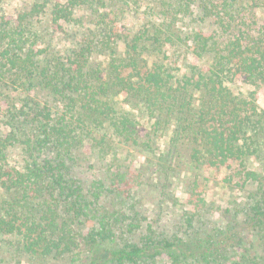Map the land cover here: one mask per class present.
Masks as SVG:
<instances>
[{"label":"trees","instance_id":"1","mask_svg":"<svg viewBox=\"0 0 264 264\" xmlns=\"http://www.w3.org/2000/svg\"><path fill=\"white\" fill-rule=\"evenodd\" d=\"M242 1L152 0L168 7L169 12L185 15L197 3L214 28L207 32L191 29L185 36L171 31V22L151 30L144 28L140 35L122 41L123 55L111 48L110 77L100 83L89 79L85 68L97 46H119L123 38L117 26L104 22L98 39L81 43L84 53L73 49L75 53L71 51L67 58H48L46 50L36 48L34 43L36 29L47 19L53 29H61L63 23L80 24L81 17L75 10L87 0H36L15 20L2 16L0 118L12 131L4 132L0 124V240L21 235L23 249L32 255L70 252L76 237L67 220L92 215L98 218L99 227L88 233V264H154L163 251L169 264H264V149L262 165L251 166L250 158L258 149L246 140L254 127L260 133L264 131V108L259 109L256 103L257 91L264 89V22L258 21L256 9H264V0ZM159 32L173 36L161 37ZM169 44L189 46L190 52L208 63L194 68V76L186 80L201 89L204 98L193 118L196 145L190 160L209 170L229 169L232 173L228 179L237 178L240 185L258 184L234 225L215 233L194 232L188 238L174 239L147 235L140 241L104 248L103 242L113 235L108 226L110 218L99 207L105 183L100 178L93 185L86 184L77 161L78 149L85 129L92 126L91 118L109 120L113 133L136 141L133 120L112 103L111 92L138 95L147 106L163 109L172 97L169 89L173 74L166 67L169 55L164 48ZM79 46L77 43L76 48ZM7 75L14 77L13 83L39 80L63 98V112L57 114L28 96L20 106L19 101L3 100L5 85L1 81ZM235 78L251 82L256 89L248 94L235 93L229 86ZM19 145H24L21 163L12 166L11 151ZM167 155L161 156L160 163L169 170L172 161ZM198 180L196 176L190 194L192 202L196 196L192 221L205 204L197 191ZM123 182L128 192L133 184L126 179ZM9 192L22 197L7 202L3 197ZM36 201H41L42 208L28 210L26 206Z\"/></svg>","mask_w":264,"mask_h":264},{"label":"rangeland","instance_id":"2","mask_svg":"<svg viewBox=\"0 0 264 264\" xmlns=\"http://www.w3.org/2000/svg\"><path fill=\"white\" fill-rule=\"evenodd\" d=\"M35 1L0 0V21L2 16L15 20L22 12L29 10ZM242 3L246 4V0ZM256 13L258 21L264 22V9L257 8ZM75 14L81 17V23H63L61 29H53L48 25V19L44 18L47 21L40 23L36 29L38 37H35V47L45 49L48 58H67L73 49L84 53V48L80 50L81 43L98 39L103 34V26L112 23L118 27L123 38L119 46H97L85 68L88 78L97 83L108 81L110 77L111 48L117 50V55H123L125 46L122 41L140 35L144 28L151 30L171 22V31L177 34L180 31L182 36L189 34L191 29L207 32L214 28L211 19L203 17L202 8L199 9L197 3L185 15L169 12L168 7H162L152 0H87L76 8ZM159 33L161 37L172 35L169 32ZM77 43L80 44L78 48ZM164 48L169 55L165 58L166 67L173 78L169 89L172 97L168 98L163 109L147 106L138 95H117L116 91L109 90L113 95L112 103L118 110L123 108L133 120L137 129L136 141L113 133L109 120L91 118L92 126L85 129L83 144L78 149L77 161L84 172L86 184L93 185L100 178L105 183L99 207L110 218L108 226L112 228L113 235L103 242L104 248L118 247L127 241H140L147 235L174 239L188 238L194 232L215 233L220 228L234 225L235 218L242 214L244 203L253 197L251 193L258 184L251 182L240 185L236 182L237 178H233V181L228 179L231 170H209L204 166L197 167L190 160L196 145L192 123L204 98L202 90L186 80L194 76V68H203L208 63L190 52L189 46L179 44L178 47H170L169 44ZM13 78L7 75L1 81L5 85L3 100L19 101L20 106L28 96L51 107L57 114L63 112V98L45 84L39 80L13 83ZM229 86L237 94H248L256 89L251 82L239 78L229 82ZM256 96L259 109L264 108V89H259ZM0 124L4 132L12 131L10 124L2 122L1 118ZM257 129H250L246 135L247 142L258 149L250 158L254 167H260L264 159L261 153L264 149V131L260 133ZM22 146L12 149V166L21 163ZM166 154L172 161L169 170L160 163L163 161L161 156ZM196 176L200 181L197 191L202 193L205 204L201 213L192 217V221L190 215L196 196H193L192 202L190 194ZM123 179L133 184L128 192ZM18 197L22 196L9 192L3 198L13 203ZM26 207L39 211L41 201L29 203ZM67 221L76 237L72 251L50 256L32 255L23 249L21 235H11L0 240V264H88V233L98 229L99 220L90 215ZM162 254L154 264H169L166 252Z\"/></svg>","mask_w":264,"mask_h":264}]
</instances>
